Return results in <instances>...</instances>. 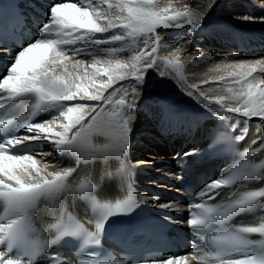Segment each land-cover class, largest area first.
Segmentation results:
<instances>
[{"label":"snow or ice","instance_id":"1","mask_svg":"<svg viewBox=\"0 0 264 264\" xmlns=\"http://www.w3.org/2000/svg\"><path fill=\"white\" fill-rule=\"evenodd\" d=\"M3 3L0 0V7ZM13 3L17 9L22 8L20 0ZM18 16H24V12L21 10ZM17 19L10 20L0 11V42L5 39L8 23ZM260 19L264 21V17ZM198 25L199 19L190 15L187 5L179 11L158 8L154 0H52L34 41L21 45L14 54L0 48L12 57L6 74H0V110L7 113L18 109L26 99L30 101L26 115L12 112V118H0V133L6 134V138L0 136V264H188L189 259L196 264H264V215L251 222L234 219L264 213V158L249 159L253 152L264 156V132L252 141L258 146L239 154L226 171L222 169L220 175L204 183L189 202L186 224L201 236L204 245L194 242L190 257L170 253L166 259L122 262L102 245V234L114 218L130 216L148 203L146 199L137 200L130 185L125 193L120 172L133 168L129 153L138 88L144 85L148 70L159 62L155 55L161 41L157 29L188 27L194 34ZM112 30L114 33L106 39L96 38ZM150 36H154L155 46L149 50ZM140 38L145 47L129 61L116 58L89 64L73 58L87 52L86 48H68L135 43ZM124 50L112 47L107 52L116 56ZM69 61L76 72L68 70ZM163 62L178 75L184 67L179 56L165 57ZM211 71L226 73L215 81H230L228 97L199 92V98L218 106L215 111L220 120L229 113L248 121H264V78L255 75L264 74V59L216 64ZM160 75L163 77L164 72ZM127 80L135 81L130 91L119 83ZM117 84L119 87H114ZM188 87L193 95L198 90L195 84ZM49 110L57 114L35 119ZM248 130L245 125L243 134L235 139L245 140ZM38 141H47L60 153L72 154L75 164L56 172H48L47 165L38 167L37 153L26 147ZM196 154L192 149L183 155L187 158ZM175 158L179 160L180 156ZM93 162H102L103 171L82 169V163ZM249 181L260 183L248 185ZM225 190H232L231 194ZM156 206L172 210L169 203ZM164 220L171 222L174 217L166 215ZM65 241L73 245L72 255L61 258V253L52 248ZM46 256L51 260H41Z\"/></svg>","mask_w":264,"mask_h":264},{"label":"bare ground","instance_id":"2","mask_svg":"<svg viewBox=\"0 0 264 264\" xmlns=\"http://www.w3.org/2000/svg\"><path fill=\"white\" fill-rule=\"evenodd\" d=\"M154 2L158 8L171 7L179 11H183L187 5L190 15L199 19L197 32L194 34L188 30V27L157 29V33L161 36L158 51L155 54L159 62L157 66L148 70L144 85L138 88L139 104L131 134V146L134 148L132 159L137 165L149 164L151 167L163 169L171 164L174 156V153L168 149V139H173V145H178L179 148L186 147L185 151H188L193 146L187 143L188 137L184 133L186 125L194 120L195 125H199L206 115H216L215 110L218 106L199 98V92H205L209 97L231 95L227 91L230 86L229 80L215 81L214 79L226 73L211 71V69L216 64L263 59L256 54L257 50L241 53L228 44L239 39L242 46H258L264 40V21L260 19L264 17V0H154ZM100 6L102 9L106 8V5ZM114 13L115 9H113ZM114 31L97 34L96 38L106 39ZM142 40L143 38H140L135 43L129 41L103 45L81 44L68 46V48H86L87 52L73 58L82 59L89 64L94 60L104 62L116 58L129 61L135 52L145 47ZM153 40L154 36H150L149 50L155 46ZM112 47H123L125 50L113 56L107 52V49ZM4 53L6 52L0 51V55ZM211 54L214 56L210 57ZM175 56H179L184 65L179 75L163 62V58L172 59ZM5 62L4 60L3 63ZM67 63L69 71H77L71 67V61ZM2 68L3 64L0 65V70ZM161 72H164L163 77L160 75ZM255 75L258 79L264 78V74ZM205 81L209 83H204ZM119 83L128 86L130 91L135 81L127 80ZM192 84L198 86L194 95L188 87ZM114 87H119V84ZM110 91L112 90L109 89ZM84 103L89 102L84 101ZM229 103L234 101L230 100ZM53 112L56 113L55 110ZM224 115L234 122V130L237 134L243 133L245 125L249 126L250 121L246 118L229 113ZM41 142L43 143V141L36 143L39 148L34 151L37 153L35 158L39 161L38 167L44 168L47 165L48 172L59 171L61 168L55 163L54 156L56 149L47 141L42 147ZM141 161L144 163H140ZM145 169L150 171L149 167Z\"/></svg>","mask_w":264,"mask_h":264},{"label":"rangeland","instance_id":"3","mask_svg":"<svg viewBox=\"0 0 264 264\" xmlns=\"http://www.w3.org/2000/svg\"><path fill=\"white\" fill-rule=\"evenodd\" d=\"M201 54H202V53H201ZM204 55H208V54H205V53H204ZM212 56H214V55H213V54H211V55H210V57H212Z\"/></svg>","mask_w":264,"mask_h":264}]
</instances>
